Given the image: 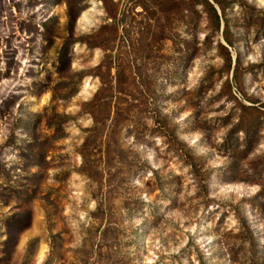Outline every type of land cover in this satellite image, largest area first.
<instances>
[{"label":"rangeland","instance_id":"obj_1","mask_svg":"<svg viewBox=\"0 0 264 264\" xmlns=\"http://www.w3.org/2000/svg\"><path fill=\"white\" fill-rule=\"evenodd\" d=\"M0 264H264V0H0Z\"/></svg>","mask_w":264,"mask_h":264},{"label":"trees","instance_id":"obj_2","mask_svg":"<svg viewBox=\"0 0 264 264\" xmlns=\"http://www.w3.org/2000/svg\"><path fill=\"white\" fill-rule=\"evenodd\" d=\"M213 11L215 12V17H216V19H217V21H218V23H219V22H220V17H219V15H218V12L216 11L215 8H213Z\"/></svg>","mask_w":264,"mask_h":264}]
</instances>
